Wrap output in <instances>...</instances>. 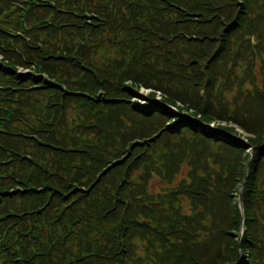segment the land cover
I'll list each match as a JSON object with an SVG mask.
<instances>
[{
  "label": "trees",
  "instance_id": "16d2710c",
  "mask_svg": "<svg viewBox=\"0 0 264 264\" xmlns=\"http://www.w3.org/2000/svg\"><path fill=\"white\" fill-rule=\"evenodd\" d=\"M259 35L264 0H0V264H264Z\"/></svg>",
  "mask_w": 264,
  "mask_h": 264
},
{
  "label": "rangeland",
  "instance_id": "374dc122",
  "mask_svg": "<svg viewBox=\"0 0 264 264\" xmlns=\"http://www.w3.org/2000/svg\"><path fill=\"white\" fill-rule=\"evenodd\" d=\"M259 36H262V35H259ZM258 46H263V45H258ZM239 71L240 70H237V72H239ZM243 88L244 89H247L248 86L247 85H244ZM235 89H236V87H235ZM139 93L142 94L143 96H146L147 97L148 95L153 94L154 91H152V90H146V89H141V90H139ZM154 94H155V101L156 102L162 101V98L163 97H162V94L161 93L155 92ZM131 102L134 103V100H132ZM180 106L181 105L178 104L177 108H175V109L177 110ZM202 127L204 129H207L209 132H211L213 134H216L218 131L221 130L219 127H222V128L228 127V128L235 129V134H233L234 136H231V138L233 139V141H235L236 143H239L242 146V153L237 154V158L240 159L239 161L241 163L242 172L244 173V170L246 171L248 169V164H249V161H250V155L252 154L251 151L253 152V149L248 144V140L250 138V135L247 134L246 132H244L242 129H239L238 127H236V125H234L232 123H226V122H223V121H213L209 125L203 124ZM208 144L212 147L213 150H217V147H218V144L217 143H214L211 140ZM124 159L121 162H124ZM190 162H191V160L190 161H187L186 163H184V165H182V169L177 173V177H176L177 178V181H187L188 180L185 177H186L187 173L189 172V169H190L189 163ZM235 163H237V162L235 161ZM235 165L236 164H233L232 168L235 169ZM245 180H244V182L242 184V187L240 188L239 194L237 195V193L235 192V193H233V197L231 198L232 201H233V204H235V205L238 204L239 208H240V203H241L240 196L242 194V191L244 190L243 185L245 184ZM161 187H162L161 183H158L157 181H153L152 184H151V188L155 192L156 191L158 192ZM189 200H190V197H188V199H185L184 202L186 204L185 209L190 211V208H189L190 202H189Z\"/></svg>",
  "mask_w": 264,
  "mask_h": 264
},
{
  "label": "water",
  "instance_id": "95a60500",
  "mask_svg": "<svg viewBox=\"0 0 264 264\" xmlns=\"http://www.w3.org/2000/svg\"><path fill=\"white\" fill-rule=\"evenodd\" d=\"M252 44L255 45V46H258V45H264V38H263V36H258V37H256V38H253V39H252ZM263 147H264V145H263L261 148H263ZM251 153H252V151H251ZM251 160H252V156H250V161H249V164H248L247 173H248V170H249V166H250ZM245 181H246V180H245ZM243 188H244V185H243ZM240 201H241V203H240V210H241L242 213H243L244 211H243V203H242V198H241V196H240ZM243 233H244V228H243V225H242V227H241V232H240L239 237H238V241H239V243H241V240H242V238H243Z\"/></svg>",
  "mask_w": 264,
  "mask_h": 264
}]
</instances>
